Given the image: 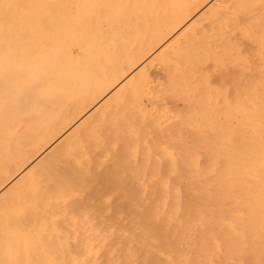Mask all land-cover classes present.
<instances>
[{"label": "bare ground", "instance_id": "6f19581e", "mask_svg": "<svg viewBox=\"0 0 264 264\" xmlns=\"http://www.w3.org/2000/svg\"><path fill=\"white\" fill-rule=\"evenodd\" d=\"M263 11L0 0V264H154L155 235L177 264L187 236L223 230L186 227L212 205H263V89L204 74Z\"/></svg>", "mask_w": 264, "mask_h": 264}, {"label": "rangeland", "instance_id": "374dc122", "mask_svg": "<svg viewBox=\"0 0 264 264\" xmlns=\"http://www.w3.org/2000/svg\"><path fill=\"white\" fill-rule=\"evenodd\" d=\"M262 31H263L262 32L263 35L260 36V38H255L256 39L255 43H253L250 46H248L249 44L246 43L244 44V40L243 41L240 40L241 42L239 45L237 44V41H233L230 44L228 43V45L226 44L225 48H223L224 45H222L221 50L223 49L224 52L223 55L221 56L222 58L219 56L215 67L212 69H208L207 71H205L204 74L213 83L212 88H215L219 93H222L224 91L227 93L231 91L249 92L250 90L263 89L262 91L263 99L261 100L262 103L261 101L259 102V100H256L257 103L259 102L260 104L263 105H260L259 103L256 105L258 106L260 105L259 107L263 106L262 109H263V183H264V49H262V45H261L262 37H264V11H263ZM246 46L248 48H246ZM260 57L263 58V62L261 61L262 59H260ZM258 59L259 61H261L260 63L263 64H260ZM218 98L220 100V97ZM234 106H233L234 108L232 109L235 110L240 109V107L239 109H237L238 105H234ZM240 106L247 107V105H240ZM263 202H264V185H263ZM212 206L216 208L218 207L217 210H214L212 214H206V215L204 214L201 217L197 216L198 217L196 218L197 220L193 222L194 225L191 224V225H187L186 227L193 226L201 229L207 228L209 230H216V229H223V230H220L219 231L220 233L218 232L214 234L205 233L198 236L192 235V238L194 236L195 238L197 237L196 239L195 238L192 239L190 238V236L185 235L187 236V239L186 237H184L186 239L184 254L182 253L178 254V256L182 254V257L179 256V258L181 257V259L183 260L181 261L180 259L179 262L176 261L177 258L176 259L173 258L174 261H176V263L178 262L177 264H182V263L196 264V262L197 264L199 263L205 264V262L206 264H237V262L240 260L245 262V264H264V204L263 205L226 204V205H212ZM198 223H200L201 225ZM155 236L153 237L155 239L152 240L154 241V243L157 242L156 241L157 236L156 237ZM173 240L172 242L175 243L176 238ZM193 240L196 242V244L193 243ZM179 241L181 240L179 239ZM179 241L176 240V243ZM172 242L170 241V243ZM154 243H152L153 244L152 246H154L152 247L154 248L152 251L155 250L154 251L155 254H159L160 252L159 255H161L162 257L163 254H161L162 253L161 251H163V249L165 251L166 248L162 249V247L160 246V248L162 249L161 250L160 248H158L159 247L158 246L156 251L155 248L157 244ZM159 243L160 241L158 239V245ZM189 244L195 245L196 254L195 253L193 254L194 255L193 260H195L196 262H192L193 260H191V256L193 257V255L189 251ZM229 251H231V253H228ZM154 253L153 255L151 254L152 258L153 256H155V258L152 261L158 258L157 262H154V264H168L167 262H169V264H172L173 260H171L172 258L169 257L170 258L169 259L167 257L168 255L165 254L167 253L166 251L164 253V258L167 257L168 260L167 258L162 259L159 255H154ZM204 253H206L205 255H207V257L204 256ZM158 256L162 261L159 260ZM201 258L204 260V262H202L203 260ZM163 260L165 261L163 262ZM173 264H175V262H173Z\"/></svg>", "mask_w": 264, "mask_h": 264}, {"label": "snow or ice", "instance_id": "6c2138e0", "mask_svg": "<svg viewBox=\"0 0 264 264\" xmlns=\"http://www.w3.org/2000/svg\"><path fill=\"white\" fill-rule=\"evenodd\" d=\"M240 42H241L240 39H238V40H237V44L239 45ZM261 45H262V49H264V37H262ZM237 264H245V262H243V261H238Z\"/></svg>", "mask_w": 264, "mask_h": 264}]
</instances>
